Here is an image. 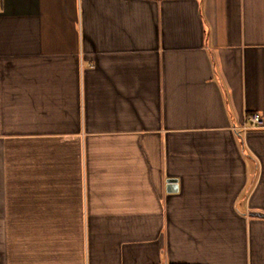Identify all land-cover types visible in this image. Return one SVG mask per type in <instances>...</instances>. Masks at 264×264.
<instances>
[{"label": "crops", "instance_id": "crops-1", "mask_svg": "<svg viewBox=\"0 0 264 264\" xmlns=\"http://www.w3.org/2000/svg\"><path fill=\"white\" fill-rule=\"evenodd\" d=\"M0 264H264V0H0Z\"/></svg>", "mask_w": 264, "mask_h": 264}, {"label": "built area", "instance_id": "built-area-1", "mask_svg": "<svg viewBox=\"0 0 264 264\" xmlns=\"http://www.w3.org/2000/svg\"><path fill=\"white\" fill-rule=\"evenodd\" d=\"M249 122H250L251 127H262L263 126V121L258 114H252L249 117Z\"/></svg>", "mask_w": 264, "mask_h": 264}, {"label": "water", "instance_id": "water-1", "mask_svg": "<svg viewBox=\"0 0 264 264\" xmlns=\"http://www.w3.org/2000/svg\"><path fill=\"white\" fill-rule=\"evenodd\" d=\"M177 188H178L177 179L169 178L167 180V191L174 192V191H177Z\"/></svg>", "mask_w": 264, "mask_h": 264}]
</instances>
